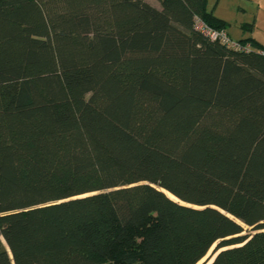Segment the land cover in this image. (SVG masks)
I'll use <instances>...</instances> for the list:
<instances>
[{
	"label": "trees",
	"instance_id": "1",
	"mask_svg": "<svg viewBox=\"0 0 264 264\" xmlns=\"http://www.w3.org/2000/svg\"><path fill=\"white\" fill-rule=\"evenodd\" d=\"M159 2L0 0V264H264V44Z\"/></svg>",
	"mask_w": 264,
	"mask_h": 264
},
{
	"label": "crops",
	"instance_id": "2",
	"mask_svg": "<svg viewBox=\"0 0 264 264\" xmlns=\"http://www.w3.org/2000/svg\"><path fill=\"white\" fill-rule=\"evenodd\" d=\"M208 6L229 22L227 31L230 35L231 28H239L235 39L253 36L264 44V0H209ZM244 23H253V29L245 31Z\"/></svg>",
	"mask_w": 264,
	"mask_h": 264
},
{
	"label": "built area",
	"instance_id": "3",
	"mask_svg": "<svg viewBox=\"0 0 264 264\" xmlns=\"http://www.w3.org/2000/svg\"><path fill=\"white\" fill-rule=\"evenodd\" d=\"M196 29L201 31L204 35L209 36L212 40H218L234 49L240 51H249L252 46L249 42L243 43L239 39L233 38L226 29H216L207 25L199 17H196Z\"/></svg>",
	"mask_w": 264,
	"mask_h": 264
},
{
	"label": "rangeland",
	"instance_id": "4",
	"mask_svg": "<svg viewBox=\"0 0 264 264\" xmlns=\"http://www.w3.org/2000/svg\"><path fill=\"white\" fill-rule=\"evenodd\" d=\"M149 3H151L152 5H154V6H161V4H160V2H159V0H147ZM232 25H234V24H232ZM239 32V28L238 27H236V26H234L233 27V29L231 28V31H230V33H231V36L233 37V38H235V36H238V33ZM214 247H215V245L213 246V248L211 249V251H213V249H214ZM211 251H210V253H211ZM209 255V254H208ZM212 256V255H211ZM209 256H206L205 257V259H207ZM212 258V257H211ZM210 258V259H211ZM204 261V260H203Z\"/></svg>",
	"mask_w": 264,
	"mask_h": 264
},
{
	"label": "water",
	"instance_id": "5",
	"mask_svg": "<svg viewBox=\"0 0 264 264\" xmlns=\"http://www.w3.org/2000/svg\"><path fill=\"white\" fill-rule=\"evenodd\" d=\"M214 250V249H213ZM213 251H211V253L209 252L206 256H209L207 259H205V257L199 261L197 264H211L215 258L216 255H214L212 258H211V255H212ZM211 258V259H210ZM204 260V261H203Z\"/></svg>",
	"mask_w": 264,
	"mask_h": 264
}]
</instances>
